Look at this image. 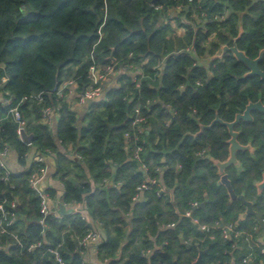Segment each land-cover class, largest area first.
<instances>
[{"label": "trees", "instance_id": "1", "mask_svg": "<svg viewBox=\"0 0 264 264\" xmlns=\"http://www.w3.org/2000/svg\"><path fill=\"white\" fill-rule=\"evenodd\" d=\"M239 20L237 44L254 55L264 45V0H0V151L14 153L21 166L0 165V204L14 215L8 225L0 211V264H59L50 248L65 264H94L80 242L89 230L99 233L96 256L104 264H192L201 250L200 264H264L262 229L252 215L240 216L206 158L224 155L220 136L213 127L192 135L218 103L233 106L227 89L243 80L242 64L230 55L208 65L198 59L207 61L236 34ZM91 54L99 65L125 70L107 99L77 107L57 88L69 79L85 87ZM16 105L30 144L16 131ZM46 106L57 114L52 124L43 118ZM136 107L150 126L137 139ZM37 155L53 157L61 202L82 204L84 213H41L29 182L45 165ZM147 176L161 184L134 200ZM44 190L56 197L54 188ZM193 201L205 204L192 208ZM228 224L235 228L225 237Z\"/></svg>", "mask_w": 264, "mask_h": 264}, {"label": "flooded vegetation", "instance_id": "2", "mask_svg": "<svg viewBox=\"0 0 264 264\" xmlns=\"http://www.w3.org/2000/svg\"><path fill=\"white\" fill-rule=\"evenodd\" d=\"M237 24V33L228 41L219 43L217 51L208 55L207 61L198 59V64L208 65L212 60H222L226 55H230L236 63L242 64L243 69L239 77L243 80L231 82L227 89L233 106L228 107L226 104L222 107L218 103L213 108V117L209 123L196 121L198 129L192 135L202 134L206 129L213 127L214 132L220 136L224 155L212 158L206 154V158L211 160L215 168V182L224 187L231 202H238L241 206V217L252 215L256 219L264 235V228L256 215H245L249 203L250 210L260 213L264 222V45L258 47L254 55L240 48L237 40L243 28L240 20ZM233 46L243 52L250 64L237 58L235 52L230 49ZM227 109L229 112L221 113L223 110L228 111ZM205 150L202 153H207ZM227 161L229 162L222 167L218 164ZM223 176L234 193L233 197L222 180ZM219 226L224 227V224Z\"/></svg>", "mask_w": 264, "mask_h": 264}, {"label": "built area", "instance_id": "3", "mask_svg": "<svg viewBox=\"0 0 264 264\" xmlns=\"http://www.w3.org/2000/svg\"><path fill=\"white\" fill-rule=\"evenodd\" d=\"M91 63L88 68V78L89 83L83 87L81 90H77V83L73 79L66 80L62 82L58 88H57V94L59 96H63L64 94L68 97L72 98L74 101L75 106H82L86 105L91 101H102L107 99L106 97V90L113 86L116 83V78L119 74H121L125 67L119 66L116 67L114 63L106 64V65H99L96 63L93 54H91ZM137 86L139 85V82L137 83ZM10 112L12 113V116L14 120L18 123L17 125V133L19 137L22 139V131H24L25 127V121L21 116V112L19 111L17 105L13 106L10 109ZM43 118L46 122L52 124L54 120L56 119V112L54 108L50 106H46L42 111ZM146 119V116L141 112L139 108L136 107L135 112L132 115V124L136 127L135 131V138L137 139L140 134L147 133L150 130L149 125H143L144 121ZM23 140V139H22ZM142 146L137 145L133 150V156L136 159H140ZM7 157V150L6 148L0 151V165L6 168V162L5 158ZM35 160L38 162H45L44 155H37L35 156ZM166 166L164 167H157L158 174L161 175L162 171L164 170ZM140 168L144 171L148 169V165L145 162H140ZM46 172V165L41 167L39 171H35L31 174L29 178V182L32 188H34L36 191H38L40 197H41V205H40V211L43 215L47 214L51 210V202L53 198L49 195L48 192L44 190V188L40 185V181L43 177V175ZM161 184L157 176H147L137 187V192L134 195L133 199L137 200L138 198H141L140 193L143 190L148 189L152 185H158ZM164 187L160 186V191H162ZM159 192V191H158ZM63 204V203H62ZM199 206V203L197 201L191 202V207H197ZM0 211L2 213V216L4 219L7 220V224H11L14 220V215L11 214L7 217V212L4 209L3 204H0ZM191 209H187L185 211V216H191ZM194 222H198L197 218H193ZM40 222L43 224V218L40 219ZM201 230H208L209 227L204 223H197ZM167 226H174V223L171 222ZM235 224H228L224 230L223 235L227 237L229 235V232L234 230ZM236 235L238 234V231L235 232ZM99 239V233L95 230H89L81 239V244L85 247L90 246L91 244L95 245V243ZM40 244V243H38ZM37 244V245H38ZM35 245H30L29 249L32 248ZM95 250H96V246ZM51 253L54 254L55 260L59 264H65L64 260L62 259L59 251L55 248L49 249ZM261 251L264 252V246L261 248ZM244 261H247V259H244Z\"/></svg>", "mask_w": 264, "mask_h": 264}, {"label": "crops", "instance_id": "4", "mask_svg": "<svg viewBox=\"0 0 264 264\" xmlns=\"http://www.w3.org/2000/svg\"><path fill=\"white\" fill-rule=\"evenodd\" d=\"M77 107H81V106L78 105ZM56 118H57V115H56ZM55 120H54V122H55ZM31 160H32V155L29 156L28 163ZM7 164H8L10 169H20L21 168V166L17 162V158H16V155L14 153L8 154ZM45 165H46V172L40 181V185L43 188L48 186V187H52L56 190V197L53 198V200L51 202V210H54V211L59 210L60 211V209H61V199L60 198H61L63 187H62V183L57 178H54L52 176V172L54 170L53 157L52 156H45ZM63 206L66 208V210H68V209L75 210V211L81 210L82 213L85 212L82 204L71 205L68 208V206L63 203ZM94 246L95 245L91 244L90 246H88L86 248V251L84 253L85 259L88 260L89 262L94 263V264H104V263L98 261L97 256H96V250H95Z\"/></svg>", "mask_w": 264, "mask_h": 264}, {"label": "water", "instance_id": "5", "mask_svg": "<svg viewBox=\"0 0 264 264\" xmlns=\"http://www.w3.org/2000/svg\"><path fill=\"white\" fill-rule=\"evenodd\" d=\"M154 1V0H152ZM233 52H235L236 56L238 59L244 61L246 64H250V60L248 58H246L243 54V52L241 51H238L237 48L235 46L231 47L230 48ZM112 59H113V56H110ZM86 60V57L83 58L82 62H84ZM22 139L30 144L31 143V140H32V134H27L25 131H22ZM229 161L227 162H223V163H218L220 167H222L223 165H225L226 163H228ZM222 180L225 182L226 184V187L228 189V192L230 193L231 197H233V191L228 183V181L226 180L225 176L222 177ZM142 198V197H141ZM205 202H201L199 204V206H204ZM250 204L248 203V212L245 213V215L247 214H255L256 215V218L258 219V221L260 222L261 226L264 228V222L261 220V214L260 213H257V212H252L250 210ZM65 211V208L61 202V212H64ZM220 225L223 226V220L220 221ZM206 252V250H201L199 251V254L197 256V258L192 262V264H200L201 263V260H202V255L203 253ZM175 263V262H174ZM176 264V263H175Z\"/></svg>", "mask_w": 264, "mask_h": 264}, {"label": "rangeland", "instance_id": "6", "mask_svg": "<svg viewBox=\"0 0 264 264\" xmlns=\"http://www.w3.org/2000/svg\"><path fill=\"white\" fill-rule=\"evenodd\" d=\"M173 23V22H172ZM184 30V29H183ZM182 31V29H180V28H177L176 29V32L178 33V34H180V32ZM10 154V153H9ZM8 156V155H7ZM5 162H6V165L8 166V164H7V157L5 158ZM9 167V166H8Z\"/></svg>", "mask_w": 264, "mask_h": 264}]
</instances>
